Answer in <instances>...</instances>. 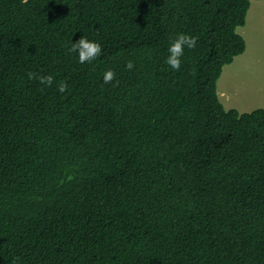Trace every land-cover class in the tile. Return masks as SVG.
I'll list each match as a JSON object with an SVG mask.
<instances>
[{
  "label": "trees",
  "instance_id": "16d2710c",
  "mask_svg": "<svg viewBox=\"0 0 264 264\" xmlns=\"http://www.w3.org/2000/svg\"><path fill=\"white\" fill-rule=\"evenodd\" d=\"M254 1L0 0V264H264V109L218 91Z\"/></svg>",
  "mask_w": 264,
  "mask_h": 264
},
{
  "label": "rangeland",
  "instance_id": "374dc122",
  "mask_svg": "<svg viewBox=\"0 0 264 264\" xmlns=\"http://www.w3.org/2000/svg\"><path fill=\"white\" fill-rule=\"evenodd\" d=\"M238 32L245 37L247 50L224 67L218 91L228 110L245 113L264 109V1H254Z\"/></svg>",
  "mask_w": 264,
  "mask_h": 264
},
{
  "label": "clouds",
  "instance_id": "9594fccd",
  "mask_svg": "<svg viewBox=\"0 0 264 264\" xmlns=\"http://www.w3.org/2000/svg\"><path fill=\"white\" fill-rule=\"evenodd\" d=\"M27 2V0H24ZM197 38L186 34H179L168 47V56L165 63L174 71H179L181 67V57L184 55L185 48L194 49L196 47ZM71 53L78 56V62L80 64L91 63L95 61L98 57L102 55V47L99 43L89 41L85 37L80 38L75 43H72L69 49ZM125 67L130 71L133 69L134 65L131 61L127 62ZM29 80L38 81L44 88H50L55 83L54 77L49 75H41L35 72H29ZM115 79V73L111 70L106 71L103 75V83L111 84ZM56 90L63 94L68 90V85L66 82L61 81Z\"/></svg>",
  "mask_w": 264,
  "mask_h": 264
}]
</instances>
